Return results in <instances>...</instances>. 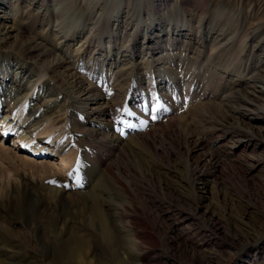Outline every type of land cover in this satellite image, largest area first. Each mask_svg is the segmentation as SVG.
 Masks as SVG:
<instances>
[{
  "label": "rangeland",
  "instance_id": "rangeland-1",
  "mask_svg": "<svg viewBox=\"0 0 264 264\" xmlns=\"http://www.w3.org/2000/svg\"><path fill=\"white\" fill-rule=\"evenodd\" d=\"M3 1L8 3L2 6ZM13 1L0 0V74L10 80L14 69L21 66L35 75L31 81L42 75L25 104L39 106L43 117L26 134L33 136L27 144L12 134L5 139L0 136L4 146L0 147V256L8 264H101L105 261L101 258L112 263L109 254L92 241L73 262L47 247L73 234L88 237L96 233L97 213L83 202L75 179L86 170L100 168L103 161L110 166V175L104 179L111 194L109 203L124 216L122 223L135 220L133 226L145 243L143 254L151 264H264V122L236 116L233 108L220 107L216 97L212 102L217 108L201 118L202 110L195 111L194 102L179 92H165L166 86L181 81L176 79L179 70L171 63L178 58L199 63L201 50L207 55L203 45L209 47L219 32L207 37L203 30V40L193 36L199 43L187 49L181 40L175 50L167 51L173 54L171 63L159 50L121 57L105 42L101 58L115 65L112 73L123 68L129 75L116 87L111 88L117 76L91 89V100L70 79L71 74L86 77L80 69L84 65L75 56L104 4L119 9L132 26L124 30L109 23L104 30L105 41L113 35L124 48L134 43L144 49L148 37L159 35V29L165 35L172 26L188 27L196 34L199 14L217 10L230 16L231 35L243 34L244 45L251 48L258 42L264 47V23L262 28L259 25L264 21V0H169L159 10L170 8L166 15L174 20L164 23L157 16L148 17L142 0H86L87 5L77 1L64 10L62 19H49L48 24L29 19L32 11L25 8L27 4L19 2L18 7ZM61 6L58 0H51L45 9L49 14L60 11ZM16 27L24 34L14 36ZM254 30L259 33L252 37ZM78 31L82 33L76 35ZM34 43L52 50L54 56L32 53L28 57L26 49ZM62 45L64 53L58 49ZM262 47L254 56H241L247 64L240 79L236 75L228 78L223 74L227 70L222 69L218 82L227 89L231 85V89L248 90L250 75L257 76L259 61L264 60ZM56 59L71 61L68 69L55 66ZM48 65L53 66L48 70ZM83 83L87 89L88 82ZM19 84L7 86L16 91L21 88L22 95L32 82L23 79ZM42 85H48L51 93H37ZM262 87L256 84L250 90L263 95L259 92ZM9 96L14 97V92ZM14 103L8 96L0 99V118L10 113ZM260 104L264 105V98ZM203 119L212 122L204 125ZM217 121L224 131L210 130ZM169 122L172 130L166 126ZM227 130L231 134L240 131L250 140L238 143L237 138H221ZM37 142L54 151L44 155L32 151ZM115 147L123 150L121 157ZM23 155L33 160L32 165L17 161ZM98 211L108 222L106 213ZM122 259L127 262L125 254Z\"/></svg>",
  "mask_w": 264,
  "mask_h": 264
},
{
  "label": "bare ground",
  "instance_id": "bare-ground-1",
  "mask_svg": "<svg viewBox=\"0 0 264 264\" xmlns=\"http://www.w3.org/2000/svg\"><path fill=\"white\" fill-rule=\"evenodd\" d=\"M50 1L51 0H14L13 5L14 3H16L17 6L19 7L20 6L19 2H23L24 4H27L25 8L27 10L32 11V13H30V16L28 18L33 19L34 21L41 20L42 22H47V24L49 22V19H53V20L62 19V17H64L65 15V12L70 9V6L74 2L79 1V3L82 2L83 5L85 4L87 5L86 0H58L62 5L61 10L57 12H50L49 14H47L45 7L47 6V3ZM168 1L169 0H142L141 2L142 10L146 11L148 17L157 16L158 21L160 20L161 23L167 22L170 19L174 20L173 16L170 17L166 15L169 14L171 10L170 8L167 9L166 12H164V10L163 11L159 10V7ZM5 3L7 4L8 2L3 1L1 5L4 6ZM115 11L117 12L118 16L120 14L119 17L117 16V14L116 15L114 14ZM122 15L123 13H120L119 9H116L114 7H108L105 4L102 5L100 7L98 19L92 24L93 26L88 27L89 29L88 33L80 41V50L75 57L76 58L78 57V60L76 62L81 61V64L84 65L80 69H82L83 74L86 77H83V75L82 77H79L77 74H71L70 79L72 80L74 87H76L78 90H81V93L87 97V100L88 99L91 100V98L94 97L93 93L91 92V89H96V87L99 88V86H101L103 83H105L106 81L108 82L111 78L117 76L114 79L111 88L116 87L122 82V80L126 79L129 75L123 68H120L115 73H112L111 68L112 66L115 65L110 64L104 58H101L102 55L100 53L104 52L103 47L105 42L108 46H110L111 50L113 51L115 50L116 52V54L114 53L115 55L122 54L121 57L127 56L129 58H132L135 55V53H138L140 55L141 54L150 55V54H155L159 50L161 51L160 53L164 55L163 59L167 58V60L170 62L173 60L171 58L173 54L171 52H167L168 50L169 51L175 50V47L180 44L181 40H182L181 44L185 49H187L193 43L198 44L199 41L203 40L202 38L203 36L200 35L202 34V31L205 30L207 37L209 35L219 32L218 37L213 39L212 41L213 43L209 47H207L205 44L203 45V42L200 43L205 47L204 49H206L205 51H207V55H203V51L201 50L200 54L202 53L201 54L202 56L199 54L200 55L199 57H201L199 63H193L192 61L189 60L187 61L181 58L177 59L178 61L177 63L170 62L174 67L177 68V70H179V72H175L177 73L176 79L181 81H177L175 86L173 87L166 86L165 92L166 93H168L169 91L179 92V94L183 98L189 100L191 103L194 102L196 106L195 111L198 110V112H200V110H202L201 118L202 116H206L207 112L209 114L217 108L215 107L216 104H213L214 102H212L213 98L216 97V100L217 99L219 100L217 104L220 107H226L230 111L231 108H233L232 112L236 114V116L240 118L246 117L251 121L258 119L259 121L264 122V105L260 104V101L264 98V60L259 61L260 65L258 69H260V71L257 70L258 71L256 73L257 76H254L253 73L250 75L248 79L249 82L248 90L239 91V89L237 90L234 87H232L231 89V85L230 88L227 89L225 85H221V81L218 82L217 77L219 76V71L221 72L222 69L227 70L223 74L229 75L227 76L228 78H231L230 76L233 75H236L237 77L241 75L242 71L244 70L245 64H247L244 60L240 59L241 56L244 53H246L248 56H254L256 52L259 51V49H261V47L263 46V44H259L258 42L255 46L251 48L246 47V45H244L243 42L244 40L243 34H242L243 37L240 34H238V36L233 34L231 35L230 27H229V23H231L230 22L231 18L227 14V12H224L223 10H217L215 11V13L212 14H206L204 12H201L197 17L199 20L196 26L197 28L196 34H193L195 33L193 32V29L188 27H186V29L184 28L183 30L180 26H176V27L172 26L170 29L167 28V32L170 35L168 33L165 35H160L161 31L159 29L158 30L159 35L156 34L154 38L148 37L147 42L145 43V45L147 46L144 49H142L143 47L139 48L134 43L131 45V47L124 48L122 43L116 44L118 38H116L113 35H110V38L108 37L109 39H107L106 41L104 40L103 38L104 30H107L110 27L109 23L110 25L111 23H114L117 27L119 28L122 27L124 30L125 28L130 26V22L124 19ZM112 18H114V21H112ZM116 18L118 19L120 18V20L118 19L116 20ZM263 23L264 21L261 22V24L259 23V25H261V28L263 26ZM167 24H169V22ZM221 27H223L222 30L221 29L219 30V28ZM131 28L132 26H130L129 30ZM81 31H83V29H81ZM81 31H78L76 35H80L82 33ZM258 31L254 30L252 33V37L257 36L258 35L257 33H259ZM13 33L14 36L17 35L16 37L24 34L22 33L20 27H16ZM193 36L197 38L199 41L195 42L192 39ZM163 44L165 45L163 47H160ZM63 46L64 45L58 48L62 50L59 51L63 52L62 49ZM54 47L55 46H53L52 49ZM26 51H28V57L31 56L32 53H36L38 55H42L46 57L54 56V52L52 50L47 49L46 47H43L38 43H34L33 46H29V48H27ZM70 63L71 61H67V59L64 60L56 59L54 65L61 66L62 68L67 70L69 67L67 65ZM74 64L75 62L74 63L72 62V65ZM52 66L53 65H48L46 69L49 70V68H52ZM4 77L1 76L0 74V99H5L8 96L10 97L11 100L12 99L15 100V103L14 105H11L10 113L4 116L3 118H0V136L5 139L6 136L12 134L15 140L19 142L24 140V142L27 144L31 142L33 136L27 137L26 134H29V130L32 127L38 125V121L41 119V117H43V111L40 109L39 106L33 105L32 102L31 103L29 102L26 107L25 101H26V97L29 95V91H31V88L33 87V84L36 82L39 83L42 79V75L38 78L36 77L34 81H31L30 79L35 77V75H33L32 72L27 68L18 66L14 69V72L12 73L10 80L9 79L6 80ZM195 78H197L198 80L193 81ZM23 79L26 80L28 84L31 82L32 84H30V86L24 90V94L22 95L20 91L21 88H19L16 91L12 89V87L7 86L10 83L13 84L16 83V85L18 83L19 86L21 85L19 84V81H23ZM221 79H226V76L225 78H221ZM238 79H240V76L238 77ZM83 80H86L88 82V88L86 87L87 89L83 88L84 87ZM237 81L238 80H236V82ZM256 84H263V87L259 91L263 95H255L250 90V88H253ZM194 88H197L198 90L196 92H193L192 90ZM48 90L50 91L49 92L50 94L52 91L51 88H49L48 85H42L40 89L37 91V93ZM11 92L12 94L14 92L15 94L14 97L9 96L11 95ZM25 110H26V115H25ZM255 112H259L260 118L258 116H254ZM210 121L211 120L208 121L203 119L204 125L206 124L208 125ZM166 126L169 130H172V128H174L171 122L167 123ZM223 128L224 125H219L217 121V124L215 123V126L211 127L210 130L213 132H218V131H224ZM30 131H33V129ZM232 137L237 138L236 140L238 143H241L242 139L247 141L250 140L248 139V137L243 136L240 131H236L235 133L231 134L227 130V132H224L223 136H221V138H225V139L229 138L230 140L232 139ZM2 146L3 144L0 142V147ZM48 148L49 147L41 148V145L38 142L32 144V151H36V153H40V155L41 154L44 155L46 154V152L49 153L50 151H54V149L47 151ZM1 150L4 154H8V152L7 153L4 152V149ZM115 150L117 152V155L121 157L123 150L119 147H117ZM26 156L25 155L21 156V158H19L17 161L27 165H32L31 162L33 160L32 159L29 160V158ZM118 160L120 159H114V161H118ZM47 163L48 164L50 163V165L52 164L51 161H48ZM99 164H100V168L86 170L87 172L84 175H82L81 178H79V180L75 179L76 187L81 190V194L83 196V202L89 204L91 209H95L97 213L96 233L93 234L91 232L88 234V237L77 234L70 235L69 237L63 239L62 242L56 245H54L53 243L52 245H47L48 249L49 248L52 249L49 251L51 253L52 252L60 253L64 256V258L66 257L65 261L73 262L74 260L77 259V255L79 252H82L84 249L91 246L89 243H91L92 241L93 243L98 244L99 247L103 249L107 255L109 254V257L113 259L112 260L113 264H151L150 259L143 254V249H144L143 246L145 243H143L141 240L143 239L141 234L133 226V222L135 220H130V218H128L129 220L126 221L129 224L122 223L124 216L122 217V215L119 212L115 211L116 209L113 208V206L109 203L111 194L107 193L104 179L110 175V169H109L110 166L103 161H100ZM43 168L45 172H50L51 170V169L48 170L45 167ZM98 210H102V212L106 213L108 217V222L104 219L101 212ZM84 229H88L87 226H85ZM61 233L63 234V232ZM128 234H130L133 238H127L126 236ZM180 238H183L185 240L184 237H180ZM126 245H129L130 247L127 248ZM124 254L127 257V262L124 259H122V255ZM101 259L107 261L106 258H101ZM6 260H7L6 258L0 256V264H8ZM105 261H102L101 264H112L109 263L110 261L108 262Z\"/></svg>",
  "mask_w": 264,
  "mask_h": 264
},
{
  "label": "snow or ice",
  "instance_id": "snow-or-ice-1",
  "mask_svg": "<svg viewBox=\"0 0 264 264\" xmlns=\"http://www.w3.org/2000/svg\"><path fill=\"white\" fill-rule=\"evenodd\" d=\"M125 111H127V110H125ZM71 175V174H70ZM49 183H53V184H55L56 182L55 181H49Z\"/></svg>",
  "mask_w": 264,
  "mask_h": 264
}]
</instances>
